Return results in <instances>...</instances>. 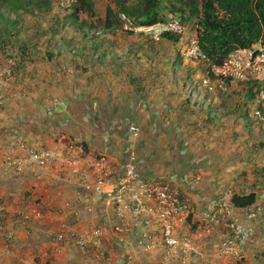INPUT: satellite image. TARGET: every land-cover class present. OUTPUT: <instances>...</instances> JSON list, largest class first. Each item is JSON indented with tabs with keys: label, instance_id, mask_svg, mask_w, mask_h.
<instances>
[{
	"label": "rangeland",
	"instance_id": "1",
	"mask_svg": "<svg viewBox=\"0 0 264 264\" xmlns=\"http://www.w3.org/2000/svg\"><path fill=\"white\" fill-rule=\"evenodd\" d=\"M37 1L47 3V8L31 3L10 13L0 6V12L17 20L16 42L24 40L28 46V58L23 61L19 59L17 43H0V207L3 210L0 264H264V241L260 239L264 189L257 190L255 179L256 169L264 164V109L260 103L240 106L244 83L228 82L223 89L213 83V91L205 93L198 83L205 69L197 68L198 61L185 56L194 38L190 24L183 26L179 36L180 61L170 73H162L163 62L172 54L164 42L157 43L156 54L151 59L143 56L138 59L139 78L131 74L126 79L114 77L107 69L94 68L96 63L90 61L86 62L85 72L74 71L71 67L80 60L76 56L70 59L71 54L64 48L68 43V47L82 49L86 56L96 54L85 43L92 41L90 35L100 27L97 20L103 18L105 7H112L110 1L89 0L92 15L78 12L64 20L63 16L70 11L59 10L54 0ZM54 15L59 19L55 33L51 31L55 29L51 19ZM169 15L173 17L169 13L166 17ZM59 25H62L60 30ZM100 39L113 44L115 54H120L130 43L142 42V36L126 26ZM186 73H189L187 77ZM137 101L142 105L146 102L147 108L141 109V113H145V122L152 125L153 131L163 129L164 124L178 130L175 137L169 133L166 139L156 138L151 148L148 147L151 141L146 142V147L156 156L158 152L167 154L165 161L170 169L181 168L184 175L173 178L177 184L184 183L182 188H177L192 206V214L210 198L229 200L234 193L257 194L250 208L233 209L234 216L246 222L244 213L258 208L255 221L251 222L254 235L237 259L220 254L223 237L220 227L192 215L181 234L196 249V254L169 252L162 248L156 234L151 238L150 249L138 247L135 236L126 235L119 242L109 231L114 220L103 196L83 191L85 183L94 181L92 163L101 158L110 162V168L107 166L110 179L120 174L128 153L134 154L138 166L139 163L145 166L137 159V140L127 133L133 113L129 108ZM254 109L258 116L254 115ZM242 110L246 111V120L241 117ZM64 113L72 120L84 116L89 121L79 131L80 139L73 137L76 130L69 121L63 126V120H69ZM160 113L166 120H159ZM102 116L106 120L100 122ZM94 121L101 125L90 126ZM83 136L90 149L81 147ZM19 144L46 149L53 157L46 165L30 167L20 174L7 171L3 158L13 154ZM115 149L121 151L117 163L108 160L107 155ZM23 215L27 219L23 220ZM96 227L104 234L96 250H80L72 243L55 239L59 233L79 235Z\"/></svg>",
	"mask_w": 264,
	"mask_h": 264
},
{
	"label": "built area",
	"instance_id": "2",
	"mask_svg": "<svg viewBox=\"0 0 264 264\" xmlns=\"http://www.w3.org/2000/svg\"><path fill=\"white\" fill-rule=\"evenodd\" d=\"M60 6H68L74 0H54ZM123 19V16H120ZM135 32L148 35L157 41L162 32L182 34L183 26L172 16L167 17L164 24H155L150 27L138 26ZM185 56L187 58L201 57L195 39L189 42ZM213 80L203 77L200 84L206 92L213 91L215 87L223 89L228 82H244L247 79H262L264 81V47L259 44L251 48L234 50L220 66H211ZM8 75V72H7ZM260 106L264 109V89L259 92ZM258 116L259 112L254 111ZM127 133L131 138L137 137V129L133 124L127 125ZM17 153L8 154L3 158L2 164L5 170L14 173H23L30 167H42L52 159V153L44 149L17 146ZM93 183H85L83 191L93 195L105 197V206H110L113 216L112 224H109L111 235L119 242L126 235L135 236V244L150 249L152 236L155 234L163 249L169 252H177L182 255L196 254V249L189 243L184 234H181L183 226L189 215L214 226L220 227L223 232L220 242V254L228 259H237L243 248L254 235L251 222L255 221L258 208L244 213L246 222L234 216V211L225 198H210L204 201L203 206L196 214H192V206L183 196L179 188L162 179H144L140 176L137 161L133 153H128L122 165L120 174L112 179L110 170L103 160L92 163ZM2 208L0 207V231L2 230ZM22 219H27L26 215ZM104 234L101 228L96 227L79 235L62 234L55 236L58 241L72 243L80 250H96L101 246ZM260 239L264 241V225L260 232Z\"/></svg>",
	"mask_w": 264,
	"mask_h": 264
},
{
	"label": "trees",
	"instance_id": "3",
	"mask_svg": "<svg viewBox=\"0 0 264 264\" xmlns=\"http://www.w3.org/2000/svg\"><path fill=\"white\" fill-rule=\"evenodd\" d=\"M112 7L106 6L104 15L101 20H97L100 27L90 36V42L85 44L89 46L96 54L87 55L79 47L70 45L64 48L65 52L71 54V58L76 56L78 63H74L71 67L74 71L80 70L85 72L86 62L90 64L96 63L94 68H104L114 74V77H130L139 78L141 69L137 66L138 59L148 58L156 54L157 43L167 45L171 48V58L163 62L162 67L165 69L162 73H170L175 65L180 61L179 45L181 34H173L162 32L157 41L151 39L150 36L138 33L142 36L140 44L133 42L125 48L120 54L113 51L114 45L110 42L104 43L100 38L112 35L121 26H126L128 30L138 26L150 27L155 24H164L167 22L166 15L173 14L179 23L184 26L190 24V28L194 34L197 49L201 57L193 58L197 60V68H202L204 75L201 79L208 77L214 79L210 72L211 66H220L226 57L234 50H242L251 48L255 44L264 47V0H109ZM40 1L23 0H0V6L10 13H15L19 7L25 4L33 3L35 6H44L47 3L38 4ZM59 10L70 11L69 14L63 16V19L75 17L78 12L91 14L89 11V0H74L72 5L60 6L53 1ZM92 15V14H91ZM123 16V19L120 18ZM52 22L55 29L51 31L57 32V24L59 19L56 15L52 16ZM16 21L9 16L0 12V43L16 44L19 59L25 61L28 58L26 51L27 43L23 40L16 42L15 36L18 33ZM62 25H59V30ZM84 38L85 35L82 34ZM11 39V40H10ZM85 41H82L84 43ZM112 49V50H111ZM50 57L51 53L46 52ZM60 55V51L57 53ZM52 56V55H51ZM47 57V56H46ZM30 58V57H29ZM46 60V59H45ZM89 67V66H88ZM136 73V75H135ZM189 73H186V77ZM184 78V82H185ZM137 81V80H136ZM228 81L225 83L227 84ZM244 88L241 92V107L250 104L259 103V92L264 89V81L262 79H247L244 82ZM205 93L206 90L203 88ZM236 106L235 108H238ZM257 109V108H256ZM255 110V109H254ZM246 111L242 110L241 117L246 120ZM84 144H81L83 147ZM25 146V145H24ZM259 147H263L259 144ZM257 190L264 189V164L256 169ZM257 194L248 192L247 194H232L229 203L235 210H244L250 208L256 201ZM189 217V216H188ZM188 219V218H187Z\"/></svg>",
	"mask_w": 264,
	"mask_h": 264
},
{
	"label": "crops",
	"instance_id": "4",
	"mask_svg": "<svg viewBox=\"0 0 264 264\" xmlns=\"http://www.w3.org/2000/svg\"><path fill=\"white\" fill-rule=\"evenodd\" d=\"M81 104H82V102H81ZM146 105L147 104H146L145 101L143 102V105L141 104L140 101H137L133 106H131V108H129V109L133 110V113H132V115L129 118L130 124H133L137 130L140 129V132L137 133V137L136 138H133V139H135V141L137 140L135 142L136 143L135 152H138L137 153V159H138L139 162L141 160V161H143L145 163V166H143V165L141 166L140 163H139V166L137 165L138 166L139 174L144 179H148V180H152V179H162V180H165V181L170 182L175 187L178 186V187H181L182 188L184 183L177 184L176 183V179H174V178L181 177L182 175H184L181 172V168L176 167L175 169H173V168L170 169L169 168L170 165L165 161V158L167 157V154H164L163 152H158L159 156H156V153L153 154V150L152 149H149V148H151L150 145L152 144V142L154 140H156V138H159V139L164 138V139H166L168 137L169 133L172 136L175 137L176 131L178 132V130L173 125H168L167 126L166 124H164L163 125V129L161 127V129L158 132L157 131H153L152 130L153 129L152 125H148L145 122V119H147V117L145 116V113L144 112H143V114L141 113V109L147 108ZM148 109H150V108H148ZM137 110H139L138 113H137ZM73 111L76 113V111L78 112V109H75ZM79 112H83V111L80 109ZM64 114H62V116ZM65 117H66V119H69V120H63V123H62L63 126H65L68 123V121H69V123L72 124V128L74 130H76L75 133H74V135H73V137L76 138V139H80V138H78V136H80L79 131L82 128H84L85 126H87V122L86 121H88V120L84 119V116H81L80 119L78 118L79 116L78 117L75 116L76 117V120H72L71 118L67 117L66 114H65ZM158 118H159V120H161L163 118H164L163 120H166V117H164V114L161 115V113H160V117H158ZM100 120H101L100 122H102L103 120H106V118L104 116H102V118H100ZM88 123H89V121H88ZM94 125H96V126L97 125H101V123H99L97 121H94L93 124L90 123V126H94ZM145 125H147V126L145 127V129H143V126H145ZM54 129H55V131H59V128L58 127H54ZM95 129L97 131V127ZM148 129H150L149 130L150 132L148 131ZM155 132H157V133H155ZM83 138H84V136H83ZM86 138H88V137H86ZM86 141H87V139H85V138L84 139H81V144H84L85 147H87V148L90 149V147L87 146V142ZM148 141H151V143L148 144V147L149 148L146 147V142H148ZM100 142H101V140H100ZM163 148L166 149V147H163ZM100 149H98V150H100ZM95 150H97V149H95ZM120 152H121L120 149L119 150L115 149L114 151H112L110 153H107V155L110 157V158L107 157L108 160L117 163V160H120L121 159L120 158L121 157L120 156ZM13 153H17V149H15L13 151ZM97 153L100 154L99 151ZM101 160H103V159L101 158ZM103 162H105V160H103ZM105 163L109 167V163L110 162L107 161ZM157 164L159 166H157ZM167 167H168V170L169 171H167ZM143 168H144V170H143ZM152 176H154V177H152ZM189 187H191V186H189ZM185 189L187 190V187ZM179 190H181V189L179 188ZM101 198H103V200L105 201V197H101Z\"/></svg>",
	"mask_w": 264,
	"mask_h": 264
}]
</instances>
